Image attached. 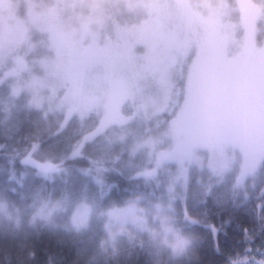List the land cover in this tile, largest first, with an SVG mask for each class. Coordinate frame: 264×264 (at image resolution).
Masks as SVG:
<instances>
[{
	"label": "snow or ice",
	"instance_id": "obj_1",
	"mask_svg": "<svg viewBox=\"0 0 264 264\" xmlns=\"http://www.w3.org/2000/svg\"><path fill=\"white\" fill-rule=\"evenodd\" d=\"M24 6L0 0L4 264H264V0Z\"/></svg>",
	"mask_w": 264,
	"mask_h": 264
},
{
	"label": "rangeland",
	"instance_id": "obj_2",
	"mask_svg": "<svg viewBox=\"0 0 264 264\" xmlns=\"http://www.w3.org/2000/svg\"><path fill=\"white\" fill-rule=\"evenodd\" d=\"M9 2L12 5L11 12H5V15H20L23 16L25 13V6H24V0H9ZM242 119H250V116L246 113H242L241 115ZM28 219V216L25 215L22 217V220ZM187 264V262H186Z\"/></svg>",
	"mask_w": 264,
	"mask_h": 264
},
{
	"label": "trees",
	"instance_id": "obj_3",
	"mask_svg": "<svg viewBox=\"0 0 264 264\" xmlns=\"http://www.w3.org/2000/svg\"><path fill=\"white\" fill-rule=\"evenodd\" d=\"M0 106H2V101H0ZM0 116H2V113H0ZM13 186H15V184H13ZM213 222L214 223H218L219 220L217 217H213ZM22 228L23 229H27L28 228V219L22 220ZM187 264H193L192 261H186ZM0 264H4L2 258H0Z\"/></svg>",
	"mask_w": 264,
	"mask_h": 264
},
{
	"label": "flooded vegetation",
	"instance_id": "obj_4",
	"mask_svg": "<svg viewBox=\"0 0 264 264\" xmlns=\"http://www.w3.org/2000/svg\"><path fill=\"white\" fill-rule=\"evenodd\" d=\"M249 91L254 93V85L250 83L249 85Z\"/></svg>",
	"mask_w": 264,
	"mask_h": 264
}]
</instances>
